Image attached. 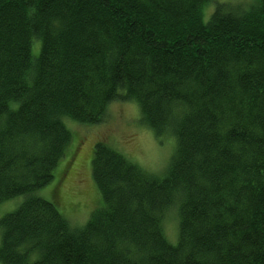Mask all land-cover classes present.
Segmentation results:
<instances>
[{
	"label": "trees",
	"instance_id": "16d2710c",
	"mask_svg": "<svg viewBox=\"0 0 264 264\" xmlns=\"http://www.w3.org/2000/svg\"><path fill=\"white\" fill-rule=\"evenodd\" d=\"M116 102L172 155L150 170L97 141L74 225L40 190L68 170L69 121ZM15 198L0 264H264V0H0V206Z\"/></svg>",
	"mask_w": 264,
	"mask_h": 264
},
{
	"label": "rangeland",
	"instance_id": "374dc122",
	"mask_svg": "<svg viewBox=\"0 0 264 264\" xmlns=\"http://www.w3.org/2000/svg\"><path fill=\"white\" fill-rule=\"evenodd\" d=\"M69 122L74 131L72 140L74 154L69 161L68 170L59 181L57 178L52 185L41 189L40 194L50 199L52 191L56 189L55 194H58L60 208L71 215L69 219L74 225L86 223L91 216L90 210L95 205L94 200L98 196L91 178L90 162L97 141L109 143L129 159L150 170L164 169L173 152L171 138L166 136L160 140L152 130L140 124L138 106L133 102L112 104L108 120L100 124L81 125ZM67 160L68 158L61 162L60 168L65 166ZM59 172L57 169V176ZM18 204L19 198L2 204L0 218ZM166 231L171 238L177 233V220L171 214L166 219Z\"/></svg>",
	"mask_w": 264,
	"mask_h": 264
}]
</instances>
